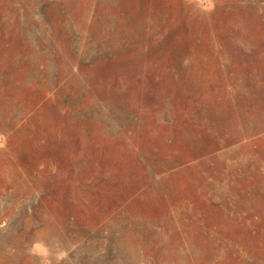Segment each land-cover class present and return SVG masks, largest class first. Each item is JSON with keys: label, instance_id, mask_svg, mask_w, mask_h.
Here are the masks:
<instances>
[{"label": "rangeland", "instance_id": "obj_1", "mask_svg": "<svg viewBox=\"0 0 264 264\" xmlns=\"http://www.w3.org/2000/svg\"><path fill=\"white\" fill-rule=\"evenodd\" d=\"M0 264H264V0H0Z\"/></svg>", "mask_w": 264, "mask_h": 264}]
</instances>
